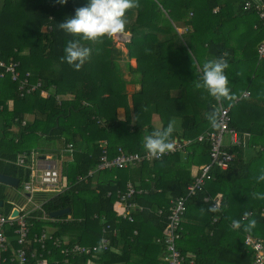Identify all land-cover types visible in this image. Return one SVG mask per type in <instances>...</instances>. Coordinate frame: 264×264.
I'll use <instances>...</instances> for the list:
<instances>
[{
  "label": "trees",
  "instance_id": "16d2710c",
  "mask_svg": "<svg viewBox=\"0 0 264 264\" xmlns=\"http://www.w3.org/2000/svg\"><path fill=\"white\" fill-rule=\"evenodd\" d=\"M244 1L138 0L140 7L130 9L125 16L124 33L131 35L125 42V55L113 37L93 44L59 29L58 24L74 17L75 10L86 6L88 0H68L67 4L57 0H3L0 54L6 60L20 61L21 72L30 71L32 82L41 79L40 89L47 90L50 96H42L38 88L22 97L18 82L9 77L0 81V116L4 119L0 172L18 178L21 186L29 179V170L14 163L19 152L36 145L42 148L41 137L73 142L75 146L73 160L65 164L69 186L61 192L43 194V208L51 213L70 207L72 213L76 207L79 216L58 223L32 219L30 239L34 241L46 226L55 227V234L61 237L73 231L70 241L81 244H99L102 237L108 238L107 249L98 250L94 256L77 255L70 258L69 264H168L166 245L157 238L164 237L173 200L187 195L188 186L210 162L209 143L196 141L187 147V153L99 171H116L108 180L94 182L95 174L88 176V172L101 160L102 139L107 140L112 157L119 147L128 152H145L144 136L156 128H166L174 117L182 118L183 131L175 129L172 140L195 139L211 128L206 117L219 103L211 96L202 98L195 87L196 78L189 74L195 72L196 63L201 65L227 52L229 68L225 74L235 98L223 104L231 107L232 126L251 134L249 145L234 147L235 157L229 167L213 168L214 178L187 198L177 243L185 256L184 264H253L254 251L245 244V236L250 233L264 239V200L253 197V193L264 194V181H257L264 168V111L251 108L247 104L250 99L242 100L241 93L249 90L250 98L264 103V59L258 57V45H250L264 26L255 11L244 10ZM239 3L241 11L236 8ZM216 6L220 7L218 12H214ZM177 22L188 27V40H181L180 33L173 29ZM73 39H81L83 46L92 49L79 71L61 60L66 42ZM183 40L189 47L187 56L179 48ZM124 56L137 60L136 66L128 62L129 71L138 75L130 81L119 67ZM129 82L140 85L132 95L126 90ZM118 95L123 104L116 103ZM9 100L13 101L12 107ZM122 108L123 117L119 113ZM70 112L74 115L70 116ZM158 118L162 127L156 123ZM23 120L26 125H22ZM243 120L247 125L242 124ZM193 165L199 166L196 174L192 173ZM137 169L145 172L150 181H145L146 175L142 174L137 183ZM128 182L145 190L131 199L143 207L133 211L132 222L115 209L118 193L126 192ZM155 184L164 190L163 195L155 196ZM8 188L0 183V213L5 215L12 209L9 199L15 196V191ZM208 195L221 196L220 211H209L213 202L204 201ZM250 210L254 213L243 220L244 213ZM68 215L59 218L67 219ZM250 219L257 221L251 232L232 227V220L247 223ZM7 235L11 246L1 253V258H6L2 264H17L15 249L19 244L13 227L7 229ZM33 241L28 249L40 251ZM49 250L50 253L45 251L47 264L55 260L65 264L60 249L50 243ZM27 264L38 263L30 259Z\"/></svg>",
  "mask_w": 264,
  "mask_h": 264
},
{
  "label": "built area",
  "instance_id": "2783aa9c",
  "mask_svg": "<svg viewBox=\"0 0 264 264\" xmlns=\"http://www.w3.org/2000/svg\"><path fill=\"white\" fill-rule=\"evenodd\" d=\"M243 8L246 11H255L258 14L259 20L264 26V0H245ZM187 28V27H186ZM188 30V28H187ZM122 35V34H119ZM259 59H264V38L257 46ZM20 61L9 59L6 60L0 54V81L9 77L12 81L18 82V91L20 96L24 97L35 92L42 86L41 79L32 82V73L30 71L24 74L19 69ZM40 93L44 97H48V92L45 89H40ZM250 95L249 91L245 92ZM224 114V124L220 130L209 128L200 133L195 139L192 138H175V150L166 153L160 158H149L146 152H128L122 147L118 148V153L115 156H109L108 142L103 141V154L101 160L95 169L88 172V176H93L99 171L109 170L113 168H127L144 162H153L160 160L165 156L173 155L177 152L187 153V147L196 141L208 142L210 146V162L206 163L199 175L188 186L186 196H180L173 200L171 212L168 215L167 226L164 229L163 238H157L158 242H163L166 245V261L168 264H184L185 256L178 247V239L180 238L181 221L187 209L186 201L190 195H194L198 190H201L208 180L214 178L212 174L213 168L227 169L229 164L235 157L232 149L236 146L247 147L249 145L251 134L249 132H240L236 127L232 126V116L230 108L222 103ZM18 121V119H16ZM22 125H26V120L22 121ZM247 133V135H245ZM75 146L73 142H65L64 146L56 153H41L38 149L32 148L21 151L17 154L14 163L29 170V179L24 181L21 186L14 187L15 196L9 199L12 204V209L9 214L0 213V264L6 260L1 258V253L7 251L11 246V238L7 235V229L13 227V232L17 236L19 247L15 249L17 264H27L30 259H36L38 264H47L48 260L45 257L48 245L60 249L64 258L63 263L69 264L70 258L77 255H92L94 256L98 250L107 249L109 240L102 237L99 244L89 245L78 242H71L70 239H65L63 236L55 234L56 229L53 227H45L40 235L36 234L34 241L29 238L31 234L32 219L47 221V222H62L61 218H53L50 213L43 208L45 203L43 194L50 192H61L69 186L65 180V164L73 160ZM68 182V181H67ZM20 185V184H19ZM66 188H65V187ZM145 192L142 188L137 189L132 182H128L126 192L118 193V201L116 203V211L119 216L128 221H134L133 211L136 209L143 210L131 199L136 194ZM110 194V193H109ZM221 196H205V202H213V207H221ZM14 210H18V214L14 215ZM264 211V209H263ZM251 214L253 210L249 211ZM264 213V212H263ZM245 220L244 216L242 217ZM217 218H214L216 221ZM116 233V231H115ZM36 242L40 251L37 249H28L29 242ZM245 244L250 246L254 251L253 264H264V239L255 237L247 233L245 236ZM60 260H55L53 264H60Z\"/></svg>",
  "mask_w": 264,
  "mask_h": 264
},
{
  "label": "clouds",
  "instance_id": "9594fccd",
  "mask_svg": "<svg viewBox=\"0 0 264 264\" xmlns=\"http://www.w3.org/2000/svg\"><path fill=\"white\" fill-rule=\"evenodd\" d=\"M57 2L67 4L68 0H57ZM138 7H140L138 0H88L86 6L75 10L74 17L67 18L58 26L67 34L95 44L102 42L105 37L111 38L124 33L127 24L126 13L130 9ZM81 39L68 40L64 49L65 55L61 57L62 62L66 61L76 71L82 68L92 52L90 47L81 44ZM227 56L228 53L224 52L217 59L206 60L200 69L201 75L195 82L197 89H204L221 105L224 100L232 101L235 98L228 87L229 78L225 74V70L229 68ZM241 95L245 98L247 96L246 93H241ZM145 111H147L146 108ZM206 118L212 129L220 130L224 124L222 107H215L207 114ZM176 124L177 121L173 118L166 128H156L151 134L144 136L142 143L147 157L160 158L175 150L172 134L176 129ZM257 181H264V168L260 170ZM253 197L264 200V194L259 192L253 193ZM209 211L218 212L220 209L214 206ZM251 215L250 212H245L244 218L248 219ZM256 225L255 219H250L247 223H243L241 220H232L234 229L243 227L245 232H251Z\"/></svg>",
  "mask_w": 264,
  "mask_h": 264
},
{
  "label": "rangeland",
  "instance_id": "374dc122",
  "mask_svg": "<svg viewBox=\"0 0 264 264\" xmlns=\"http://www.w3.org/2000/svg\"><path fill=\"white\" fill-rule=\"evenodd\" d=\"M2 2H0V8L2 7ZM173 29H176L177 32H179V36H180V39L182 40L183 38L188 40V38L186 37L187 33H188V30L187 28L182 25L181 23L177 22V25L174 26ZM45 31V30H44ZM184 33V34H183ZM130 33L129 32H125L124 35H119L117 34L116 36L113 37V40L115 41V43L117 44L118 47H120L125 55H126V46H125V42L129 41L130 40ZM179 48H180V51L181 53L184 55V56H187V52H189V47H188V44L185 40H183L181 42V44H179ZM26 52V51H25ZM27 53V52H26ZM128 62L133 65V66H136L137 65V60L136 58H129L127 59V56L123 57L122 59L119 60V67L121 69V74L123 75V77L125 79H127L128 81L136 78L138 75L135 74V73H132L131 71H129V68H128ZM53 65V64H52ZM203 64L199 65L198 63H196V67H195V72H192V74H189V76H193L196 78V80L199 79V76L201 75V67H202ZM132 82H129L127 84V87H126V90H127V93L128 95H132V93L134 91H136L137 89H139L140 85L139 84H136V83H132ZM199 91L201 92V94L203 95V98L204 97H209L210 95L204 90V89H199ZM213 98V97H212ZM116 103H119V104H123L122 100H121V97L120 95H118L115 99ZM121 113H124V110L123 108L121 109ZM74 113L70 112V116H73ZM175 118V117H174ZM176 121H177V124H176V127H178L179 130H181V126H179V123L181 121V117H177L175 118ZM157 125L159 127H162V124L158 121H156ZM44 141V139H42ZM36 147H39V145H36ZM38 149V148H36ZM40 150V149H38ZM116 174V171H105L103 172L102 174L100 172H97L94 176V182H98V181H101V180H108L109 178H112V176H114ZM67 177V176H66ZM66 183H67V180H65ZM65 187V186H64ZM20 188V187H18ZM66 188V187H65ZM17 189V188H15ZM79 216V213L76 211V207H74V210L71 214L68 215V218L67 219H63L62 222H65V221H68V220H71L73 219V217H77ZM80 219H82L81 217H79ZM51 228V227H49ZM55 229V227H53ZM60 231H63V228H59ZM76 231V230H75ZM73 231H66V235H68L69 237H71V234H72ZM75 235V234H74ZM65 239H69L65 236H63ZM93 264V263H91Z\"/></svg>",
  "mask_w": 264,
  "mask_h": 264
},
{
  "label": "crops",
  "instance_id": "0c3cea01",
  "mask_svg": "<svg viewBox=\"0 0 264 264\" xmlns=\"http://www.w3.org/2000/svg\"><path fill=\"white\" fill-rule=\"evenodd\" d=\"M235 1H238V0H235ZM240 1V0H239ZM0 2H2L3 3V0H0ZM1 3V4H2ZM237 8V11H239L240 10V3H239V7L237 6L236 7ZM219 9H220V7L219 6H216L215 8H214V12H218L219 11ZM241 11V10H240ZM259 27V28H258ZM188 28V27H187ZM254 28H258V29H260V25L259 26H257V24H254ZM261 28H263V27H261ZM43 30H46V28L45 27H43ZM261 30H263V31H260V35L258 36V37H253L252 38V40L250 41V45H258L259 43H260V41L264 38V29H261ZM246 91H249V90H245L243 93H245ZM48 92V91H47ZM250 92V91H249ZM48 96H50V93L48 92ZM57 97H59V95H57ZM251 97V92H250V95H247L246 96V98H245V96H243V95H241V99L242 100H244V99H250V101L247 103V104H249V106L251 107V108H253V109H258V110H260V111H264V103L263 102H261L258 98H250ZM238 99V98H237ZM12 100H9L8 101V103H10L9 104V106L10 107H12ZM244 105V104H243ZM229 108H230V110H231V107L230 106H228ZM120 112V116L121 117H123V114L124 113H121V109L119 110ZM157 121L159 122V118L157 119ZM242 124L243 125H247V123L243 120L242 121ZM3 126H4V119H3V117L2 116H0V134L2 133V130H3ZM179 126H181V121H180V123H179ZM176 130L177 131H179V132H181L182 133V131H183V129L181 128V130H179L178 129V127H176ZM42 139H44V141L42 140ZM103 141H107L106 139H102L101 140V143L103 142ZM40 147H42V148H40V152L41 153H49V154H54V153H56V152H58L61 148H62V146H63V143H64V140H61V139H57V140H55V141H52V140H48V139H46V138H42L41 137V139H40ZM35 148V147H34ZM198 168H199V166L198 165H193V167H192V173L193 174H196V172H197V170H198ZM134 174H135V179H136V181H137V183H139V182H141V176H142V174H145L146 175V173L145 172H142V170L141 169H137V170H135L134 171ZM66 176V175H65ZM65 179H67V177H65ZM144 180L145 181H150V178L146 175L145 176V178H144ZM67 181H68V179H67ZM66 182V181H65ZM68 183V182H67ZM9 186V185H8ZM13 186H9V188H8V190L9 191H15V189H13L12 188ZM152 188L154 189V193H155V196L157 197L158 196V194L157 193H161V195H163V191L164 190H161L162 188H160L159 186H157L156 184H155V187H153L152 186ZM164 188V187H163ZM164 198H166V197H164ZM164 201V200H163ZM162 201V202H163ZM160 211V210H159ZM164 232V231H163ZM64 236L65 237H67V238H69V239H71V237H69L68 235H66V234H64ZM188 255H191L190 253H188Z\"/></svg>",
  "mask_w": 264,
  "mask_h": 264
},
{
  "label": "water",
  "instance_id": "95a60500",
  "mask_svg": "<svg viewBox=\"0 0 264 264\" xmlns=\"http://www.w3.org/2000/svg\"><path fill=\"white\" fill-rule=\"evenodd\" d=\"M121 34H124V33H121ZM0 183H4L6 185L13 186V187H18L20 184V180L16 177H12L10 175H7V174L0 172ZM2 205H3V201H0V206H2ZM70 213H71V208L67 207V208L52 211L50 213V216L53 218H58V217H61L64 215H68ZM13 214L17 215L18 210H14Z\"/></svg>",
  "mask_w": 264,
  "mask_h": 264
}]
</instances>
